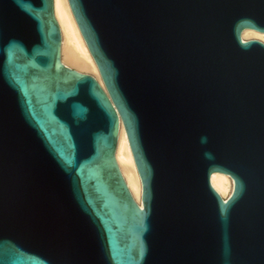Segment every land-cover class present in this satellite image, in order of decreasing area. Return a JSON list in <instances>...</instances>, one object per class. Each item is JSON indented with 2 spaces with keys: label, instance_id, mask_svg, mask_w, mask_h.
<instances>
[{
  "label": "water",
  "instance_id": "1",
  "mask_svg": "<svg viewBox=\"0 0 264 264\" xmlns=\"http://www.w3.org/2000/svg\"><path fill=\"white\" fill-rule=\"evenodd\" d=\"M68 2L104 87L54 0H0V264H264V0Z\"/></svg>",
  "mask_w": 264,
  "mask_h": 264
},
{
  "label": "bare ground",
  "instance_id": "2",
  "mask_svg": "<svg viewBox=\"0 0 264 264\" xmlns=\"http://www.w3.org/2000/svg\"><path fill=\"white\" fill-rule=\"evenodd\" d=\"M54 15L60 27V31L62 30L61 36L63 34V40L61 39L62 64L69 68H75L76 70H74L79 73H82L81 71L83 70L88 71L93 69L97 74L94 77L102 87H104L97 65L89 53L86 42L79 30L74 15L72 14L68 0H54ZM243 33L242 39L244 37V41H247L245 40L247 35H252L256 38H264V33L262 32L244 30ZM118 137H121V142L117 143L115 153L116 162L119 169H122L125 182L132 196L134 195L133 198L142 207V183L131 152L127 133L122 122H120ZM210 182L214 190L220 194L222 198L225 197L228 186L232 189L231 194L233 192L234 182L230 176L212 174Z\"/></svg>",
  "mask_w": 264,
  "mask_h": 264
},
{
  "label": "rangeland",
  "instance_id": "3",
  "mask_svg": "<svg viewBox=\"0 0 264 264\" xmlns=\"http://www.w3.org/2000/svg\"><path fill=\"white\" fill-rule=\"evenodd\" d=\"M61 32H62V30H61ZM243 34H244V33H243ZM242 36H243V35H242ZM243 39H244V37H243ZM251 39L259 40V41H261V42L264 43V38H256L255 36H252V35H247L245 40H251ZM62 40H63V34H62ZM70 68L75 69V68H73V67H70ZM75 70H76V69H75ZM81 72H82V73H86V74H90V75H92V76H96V75H97L93 69L88 70V71H87V70H85V71L83 70V71H81ZM231 191H232L231 187L228 186V190H227V192H226V195H225V197H223V198H224V199L229 198V197H230V194H231ZM133 196H134V195H133Z\"/></svg>",
  "mask_w": 264,
  "mask_h": 264
}]
</instances>
